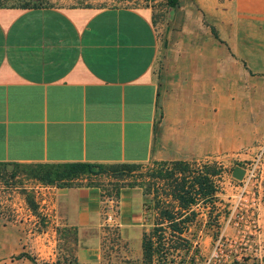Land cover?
<instances>
[{"label": "crops", "instance_id": "crops-1", "mask_svg": "<svg viewBox=\"0 0 264 264\" xmlns=\"http://www.w3.org/2000/svg\"><path fill=\"white\" fill-rule=\"evenodd\" d=\"M168 31L167 73L156 82L146 10L0 7V162L189 160L250 145L264 124V81L255 79L264 0H178ZM93 176L62 186L27 179L49 193L40 201L75 264H145V195L121 186L111 199ZM108 234L119 241L107 248Z\"/></svg>", "mask_w": 264, "mask_h": 264}, {"label": "rangeland", "instance_id": "rangeland-1", "mask_svg": "<svg viewBox=\"0 0 264 264\" xmlns=\"http://www.w3.org/2000/svg\"><path fill=\"white\" fill-rule=\"evenodd\" d=\"M41 5H52L59 8L86 5L100 7L106 5H128L148 11L149 20L155 30L157 49L153 63L149 69L151 80L159 82L167 73L169 53V31L173 21L174 6H168L165 0H41ZM256 81H264V72L255 73ZM198 161H216L220 165L219 226H200L195 229V239L198 245V254L194 264H264V124L256 138L247 147L238 151L221 153L216 156L200 157ZM128 174H112L102 172L95 178L100 187L110 189L112 183L123 184L133 181H145L155 168L151 161H144ZM7 172L0 171V264H51L55 261L66 262L73 256L72 244L67 237L57 233L56 226L50 219L51 211L48 205L40 204V197L48 200L49 193L40 194L37 186L25 178L20 165L6 162ZM235 166L244 168L243 176L238 179L231 175ZM14 171V176L9 172ZM152 179V178H151ZM4 181L9 184L4 188ZM137 186V185H135ZM141 189V186H137ZM31 191L36 208H29L24 199V192ZM147 198L150 195H145ZM45 200V202H46ZM145 203V202H144ZM147 203V201H146ZM142 204L141 227L147 226L150 219L148 211ZM43 207V208H42ZM115 209V208H114ZM231 218L227 220L228 216ZM10 217L11 219H6ZM234 227H253L258 230V239L261 248L258 255L247 249L238 247H221L218 255L209 257L212 250V241L218 233L233 234ZM116 227L111 229L115 233ZM115 234L101 241L105 246L119 241ZM25 251L33 257V261L17 253ZM207 258L209 260L204 262ZM129 261V259H126ZM154 264V263H151Z\"/></svg>", "mask_w": 264, "mask_h": 264}, {"label": "trees", "instance_id": "trees-1", "mask_svg": "<svg viewBox=\"0 0 264 264\" xmlns=\"http://www.w3.org/2000/svg\"><path fill=\"white\" fill-rule=\"evenodd\" d=\"M177 2L178 0H165L168 6H174ZM41 3V0H0V7L26 8L39 6ZM210 30L218 38L212 26ZM149 161L155 166L149 173L151 177L136 184L133 181L123 184L114 181L110 189L101 187V194L116 197L121 186L140 185L142 193L150 195L148 198L145 196L143 201L150 221L147 226L141 227L140 261L145 264H194L198 254L195 229L200 226H216V228L219 226L220 165L216 161L197 159ZM143 163L146 162L75 161L28 164L27 167L13 162V165L21 166L25 178L32 177L43 184L68 185L72 177L79 174H93L94 180L90 183L100 186L95 178L98 174L108 171L114 175L128 174ZM6 164L0 162V171L1 168L4 172L7 170ZM9 174L12 177L15 172L10 171ZM2 186L6 188L9 184L4 181ZM24 199L29 208H36L31 191L24 192ZM70 236L75 239L74 232ZM21 256L33 261V257L25 251L17 253V257ZM75 263L76 260L72 256L66 262L55 261L51 264Z\"/></svg>", "mask_w": 264, "mask_h": 264}, {"label": "built area", "instance_id": "built-area-1", "mask_svg": "<svg viewBox=\"0 0 264 264\" xmlns=\"http://www.w3.org/2000/svg\"><path fill=\"white\" fill-rule=\"evenodd\" d=\"M109 198L112 199L113 197L111 196ZM41 203L45 204L44 199L40 201V204ZM231 218L235 220L232 215L228 216L227 220H230ZM222 246L238 247L239 249L244 250L247 249L248 251H251L254 255H258V252L261 248L258 239V230L253 227H234V232L232 235L218 233L212 241V250L210 252L209 257H211L212 255H218L217 251H220ZM208 260L209 258H207L204 262H207Z\"/></svg>", "mask_w": 264, "mask_h": 264}, {"label": "water", "instance_id": "water-1", "mask_svg": "<svg viewBox=\"0 0 264 264\" xmlns=\"http://www.w3.org/2000/svg\"><path fill=\"white\" fill-rule=\"evenodd\" d=\"M243 173H244V168L240 166H235L231 171V175L238 179L242 177Z\"/></svg>", "mask_w": 264, "mask_h": 264}]
</instances>
